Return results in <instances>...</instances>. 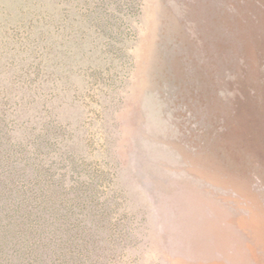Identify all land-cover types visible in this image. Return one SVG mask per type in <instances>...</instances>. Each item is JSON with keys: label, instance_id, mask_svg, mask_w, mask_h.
Returning a JSON list of instances; mask_svg holds the SVG:
<instances>
[{"label": "rangeland", "instance_id": "obj_1", "mask_svg": "<svg viewBox=\"0 0 264 264\" xmlns=\"http://www.w3.org/2000/svg\"><path fill=\"white\" fill-rule=\"evenodd\" d=\"M41 264H264V0H0V217Z\"/></svg>", "mask_w": 264, "mask_h": 264}, {"label": "trees", "instance_id": "obj_2", "mask_svg": "<svg viewBox=\"0 0 264 264\" xmlns=\"http://www.w3.org/2000/svg\"><path fill=\"white\" fill-rule=\"evenodd\" d=\"M13 218L5 213L0 217V264H41L36 262V246L43 249L46 239L36 240V213L28 210Z\"/></svg>", "mask_w": 264, "mask_h": 264}]
</instances>
